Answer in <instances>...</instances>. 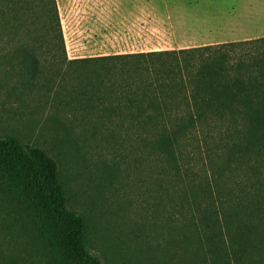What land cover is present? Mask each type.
<instances>
[{
    "label": "rangeland",
    "instance_id": "374dc122",
    "mask_svg": "<svg viewBox=\"0 0 264 264\" xmlns=\"http://www.w3.org/2000/svg\"><path fill=\"white\" fill-rule=\"evenodd\" d=\"M52 1L0 0V137H16L57 162L68 206L85 220L90 252L104 264H264L236 261L234 252L212 259L196 229L197 188L221 162L212 148L219 137L188 136L179 160L167 164L139 134L90 128L103 126L74 106L70 79L57 78L64 60ZM54 2L69 60L264 38V0ZM261 180L238 170L223 183L226 196L252 201ZM38 228L27 205L0 194L2 264H64Z\"/></svg>",
    "mask_w": 264,
    "mask_h": 264
},
{
    "label": "trees",
    "instance_id": "16d2710c",
    "mask_svg": "<svg viewBox=\"0 0 264 264\" xmlns=\"http://www.w3.org/2000/svg\"><path fill=\"white\" fill-rule=\"evenodd\" d=\"M52 2L53 33L64 60L57 78L70 79L66 86L74 106L104 127L93 123L90 128L139 134L149 140L152 157L167 164L179 160L178 149L188 136L219 137L220 145L212 148L221 162L212 160L216 170L197 188L196 229L205 234L214 260L230 252L236 261L264 260V183L253 188L252 201L237 202L223 185L241 169L250 178H264V38L69 60ZM0 194L33 211L41 238L64 264H104L90 252L85 220L68 206L58 164L44 150L0 137Z\"/></svg>",
    "mask_w": 264,
    "mask_h": 264
}]
</instances>
